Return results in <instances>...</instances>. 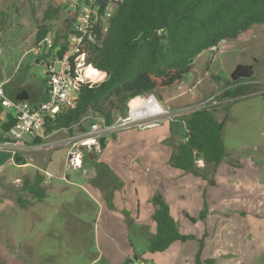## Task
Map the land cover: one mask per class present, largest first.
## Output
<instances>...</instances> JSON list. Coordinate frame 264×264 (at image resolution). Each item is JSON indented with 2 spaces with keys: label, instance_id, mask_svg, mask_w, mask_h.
<instances>
[{
  "label": "rangeland",
  "instance_id": "1",
  "mask_svg": "<svg viewBox=\"0 0 264 264\" xmlns=\"http://www.w3.org/2000/svg\"><path fill=\"white\" fill-rule=\"evenodd\" d=\"M49 6H61L57 18L47 21L51 34L60 33L64 27L68 28L67 19L71 17V13L67 11L66 0H0V81H6L5 90L9 97L16 95L21 89L29 91L28 96H31V100L27 101L31 103L38 101L42 96L45 80L43 62L51 60L45 58L37 63V56L31 49L35 46L37 28L43 23L44 11ZM239 64L252 65L253 75L240 80L237 84L232 83L231 73ZM227 81L231 82L228 86ZM238 85L244 86L241 95L220 98L227 88L234 89ZM262 93H264V23L255 24L238 37L223 40L215 48L200 53L192 61L191 69L184 80L156 93L167 108H178L214 99L215 104L208 109L214 110L215 117L224 122L222 135L225 152L221 172L226 173L224 167L229 169V175L230 171L237 170L236 174L249 181L248 187L240 188L237 192V196L241 197L235 202L237 206L247 205V202L256 204L259 201L264 202ZM225 106L227 109H224ZM4 110L11 111L3 107L0 113ZM118 115L116 114L114 118ZM186 115L165 119L166 123L159 129H167L169 136L167 139L171 136L173 141L183 138L182 134L185 132L183 117ZM97 117L102 116L89 112L84 120V126L90 121L94 122ZM3 120L5 119L0 117V123ZM170 127L174 131L172 134L169 131ZM81 133L77 128L72 133L60 130L43 141L69 140L79 137ZM108 137L107 145L96 154V158L90 159L88 153L82 151L83 168L69 170L66 173L64 164L67 147L64 144L52 149L22 154L21 158L24 161H29L32 165L44 164L43 168L48 174L59 175L60 178L65 173L70 180H78L77 182L88 190V193H85L81 187L74 186L79 191L75 200L71 204L62 205L57 213L53 206L57 207V204H60L61 196L53 189H50L51 203L36 201L35 206L29 207L33 210H20L19 207L27 208V205L34 201L25 189L24 183L29 178L33 179L38 169L32 166L18 168L15 165V162L20 161L17 156L13 157L6 150L0 149V165L5 166L0 171V242L9 254H14L10 264H130L129 258L133 259V255L127 258L123 254L117 263H110L105 255L106 252H110L108 250L114 248L102 236L106 231L104 225H107L106 221L111 217V222L119 227L118 218H122L123 215L109 214L104 197L85 184L83 177L95 173L99 167L104 168L102 164L115 163L119 166L126 157L132 156L133 148H141L143 159L158 161L169 157L171 146L164 145L163 140L166 136L163 134L157 135L163 145L158 143L150 145V141L156 136L150 131L144 132L137 128L119 130L114 136ZM212 167L211 164H202L197 169L210 174ZM53 179L61 185H68L58 178ZM220 181L219 188L217 185V189L213 187L207 192L210 199L215 201L213 205L219 204V207L223 204L222 197L225 192L223 179ZM144 185L143 180L135 181V185H132L135 187L129 186L128 189L132 192L133 189L144 190ZM69 188L71 189V186L61 190L62 196L69 197ZM23 200L28 204L22 206L20 202ZM34 227L46 232V235L39 239L36 234L38 231ZM31 228L36 237L31 236L29 232ZM117 232L124 236L130 235L129 240L133 243L134 254L142 256L144 249L142 240L133 237V233H129L125 227H119ZM2 251L3 248L0 247V253Z\"/></svg>",
  "mask_w": 264,
  "mask_h": 264
},
{
  "label": "trees",
  "instance_id": "2",
  "mask_svg": "<svg viewBox=\"0 0 264 264\" xmlns=\"http://www.w3.org/2000/svg\"><path fill=\"white\" fill-rule=\"evenodd\" d=\"M60 8H46L43 23L35 34V43L47 34V21L56 19ZM258 23H264V0H123L110 20L102 45L94 47L90 57L96 68L106 72L107 79L100 85L83 87L74 108L64 109L47 119L45 133L60 129L72 133L75 128L86 131L92 124L90 121L84 126L89 112L100 114L105 123L110 124L116 114L126 112L130 98L151 92L156 94L179 84L200 53L223 40L238 37ZM243 79L231 82L237 84ZM231 82L227 81L226 85ZM24 90L29 93L26 89L17 93ZM243 91V85L227 88L220 98L237 97ZM261 96L264 100V93ZM11 98L15 99V95ZM44 98L42 92L38 101ZM2 108L0 100V111ZM183 118L185 141L179 142L177 152L171 155L172 166L192 171L198 157L217 165L225 152L224 122L215 117L212 109H198ZM13 123V115L8 114L0 123V138ZM41 141L40 138L33 139L34 143ZM42 181L43 176L37 173L24 183L25 189L37 201L45 196ZM24 201L20 202L22 206L27 203ZM151 201L155 206L152 214L155 232L148 251L162 252L173 242L188 238L178 229L161 194H153ZM203 215L204 211H201L200 216ZM129 261L131 263L132 259Z\"/></svg>",
  "mask_w": 264,
  "mask_h": 264
},
{
  "label": "crops",
  "instance_id": "3",
  "mask_svg": "<svg viewBox=\"0 0 264 264\" xmlns=\"http://www.w3.org/2000/svg\"><path fill=\"white\" fill-rule=\"evenodd\" d=\"M8 114L13 113L4 110L0 113V117L6 119ZM165 123L141 130L150 131L152 135L156 136L152 138L150 145L162 144L159 142L161 140L157 137L158 134L166 136L163 143L167 147L171 146L168 158L158 161L143 159L140 153L141 148H133L132 156L126 157L119 166L115 163L102 164L104 168L99 167L95 173L83 177L85 184L104 197L109 214L123 215L122 218H118L120 220L118 221L119 227L127 228L129 233L132 232L133 237L142 240L144 245L142 256L135 255L133 243L129 240L130 235L125 234L124 236L118 233L119 227H116L111 222L112 218L109 217L106 221L107 225H104L106 231L102 234L103 238L107 239L109 245L114 248L105 254L109 262L117 263L124 254V257L129 258L130 255H133V257L143 259L150 264H260L259 262L264 264V202L259 201L258 204L247 202V205L237 206L236 200L241 199L240 196H237V192L240 191V188L248 187L249 181L243 180L241 175L236 174L237 170H235L236 172L230 171L229 175V169L224 167L226 173L221 172L222 160L217 165L211 164L213 167L210 174L197 169L202 164H210L206 163L202 157L196 158L192 171H184L172 166L170 157L177 152L179 142H184L185 139L173 141L172 136L167 139L169 137L167 129H159ZM169 131L171 134L174 132L171 127ZM107 139L109 137L105 139V145H107ZM147 145L149 144H144V146ZM25 152L28 151H19L16 154L20 161L15 162V165L18 168L32 166L38 169L34 176L37 173L43 176L41 185L44 187L45 196L41 201L34 199L30 204L27 203V208L19 207L21 211L33 210L29 207L35 206L36 201L51 203L50 189L61 196L60 204H57V207L53 206L55 213L62 205L71 204L75 200L77 192H79L75 187H81L85 193H88L86 187L81 186L77 182L78 180H70L68 175L64 180V176L60 178L59 175L48 174L47 170L43 168L44 164L41 166L32 165L29 161H24L21 156ZM4 167L1 164L0 171ZM53 178H58L68 185H61ZM220 179H223L225 192L222 197L224 206L220 204L219 207V204L213 205L215 201L210 199L207 192L213 187L217 189V185L219 188ZM142 180L145 184L144 190L133 189V193L128 189L129 186L135 187L132 186L135 185V181ZM70 186L69 197L62 196L61 190ZM155 193L161 194L170 208L178 229L188 238L173 242L162 252L151 253L148 251V245L155 232L152 219L155 206L151 198ZM215 200L218 201L219 198ZM201 211H204L203 216H200ZM49 215L51 216V213ZM190 218L195 220L192 221ZM34 228L38 231L36 234L39 239L46 235V232ZM29 232L32 237H36V234H33V228ZM0 247L3 248L0 253V264H10L14 254H9L1 242Z\"/></svg>",
  "mask_w": 264,
  "mask_h": 264
},
{
  "label": "built area",
  "instance_id": "4",
  "mask_svg": "<svg viewBox=\"0 0 264 264\" xmlns=\"http://www.w3.org/2000/svg\"><path fill=\"white\" fill-rule=\"evenodd\" d=\"M123 0H66L68 28L51 34L50 31L35 43L31 51L37 56L36 62L44 61V100L31 103L17 100L7 95L6 81H0L2 106L10 109L14 123L0 138V149L12 156L19 151L52 149L64 144L67 156L64 172L83 168L82 151L99 153V139L131 128L145 129L160 126L165 119H174L198 109H208L214 99L178 108L165 107L153 92L135 95L127 102L126 112L119 114L110 124L103 117H97L79 137L57 142L43 140L60 130L45 133L48 118H53L64 109L74 108L79 92L83 87L100 85L107 79L106 72L96 68L91 62L94 47H100L107 33L110 20ZM211 47V48H215ZM92 69L93 74L87 71ZM117 131V132H116ZM40 138V143L33 139ZM64 173L66 179L67 174ZM130 264H150L143 259L133 258Z\"/></svg>",
  "mask_w": 264,
  "mask_h": 264
},
{
  "label": "water",
  "instance_id": "5",
  "mask_svg": "<svg viewBox=\"0 0 264 264\" xmlns=\"http://www.w3.org/2000/svg\"><path fill=\"white\" fill-rule=\"evenodd\" d=\"M252 75H253L252 65L239 64L235 67V69L231 73V79L237 80L239 78H249ZM28 97H29L28 93L25 90L15 95V99L17 100H26L28 99ZM105 139L106 137L104 136L99 139L101 148L105 146ZM88 155L90 159H93L96 157V153L89 152Z\"/></svg>",
  "mask_w": 264,
  "mask_h": 264
},
{
  "label": "bare ground",
  "instance_id": "6",
  "mask_svg": "<svg viewBox=\"0 0 264 264\" xmlns=\"http://www.w3.org/2000/svg\"><path fill=\"white\" fill-rule=\"evenodd\" d=\"M87 73H88L89 75H91V74L94 73V71H93L92 69H89V70L87 71Z\"/></svg>",
  "mask_w": 264,
  "mask_h": 264
}]
</instances>
